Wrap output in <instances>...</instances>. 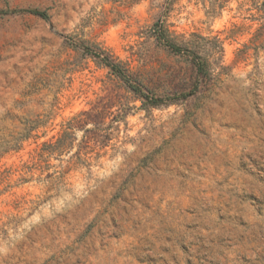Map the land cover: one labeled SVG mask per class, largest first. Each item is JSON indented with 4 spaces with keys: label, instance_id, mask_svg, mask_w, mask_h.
Here are the masks:
<instances>
[{
    "label": "rangeland",
    "instance_id": "rangeland-1",
    "mask_svg": "<svg viewBox=\"0 0 264 264\" xmlns=\"http://www.w3.org/2000/svg\"><path fill=\"white\" fill-rule=\"evenodd\" d=\"M0 264H264V0H0Z\"/></svg>",
    "mask_w": 264,
    "mask_h": 264
},
{
    "label": "trees",
    "instance_id": "trees-1",
    "mask_svg": "<svg viewBox=\"0 0 264 264\" xmlns=\"http://www.w3.org/2000/svg\"><path fill=\"white\" fill-rule=\"evenodd\" d=\"M29 14H32L34 16L40 17L42 19H46V15L44 13H40V12H32L30 11ZM259 35V33L257 34ZM160 37L162 38V40L165 42L164 44L168 47V49H170L172 52L174 53H178L179 49L178 47L175 45V43L172 42V40L162 31V33L160 34ZM257 37V36H256ZM102 62L104 63V65L109 68L117 77H119L122 81L127 82V79L121 74V72L119 71V69L117 68L116 65H113L108 59H102ZM195 64V68H196V73L198 75L199 78L204 79L207 76V71H206V64L203 63L202 61H194ZM130 90L136 92L134 90V87H132L131 85H128ZM146 102L150 105H157L161 102V100L159 99H147L146 97H143Z\"/></svg>",
    "mask_w": 264,
    "mask_h": 264
}]
</instances>
